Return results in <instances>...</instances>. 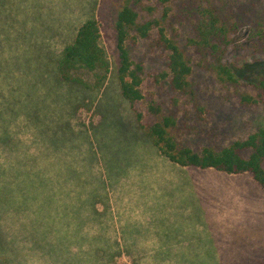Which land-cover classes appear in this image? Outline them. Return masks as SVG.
I'll use <instances>...</instances> for the list:
<instances>
[{
  "label": "rangeland",
  "instance_id": "obj_1",
  "mask_svg": "<svg viewBox=\"0 0 264 264\" xmlns=\"http://www.w3.org/2000/svg\"><path fill=\"white\" fill-rule=\"evenodd\" d=\"M127 2L0 0V264H264V192L253 177L182 168L141 129L158 120L150 108L162 107L177 114L184 145L226 147L264 127L263 108L242 102L256 92L221 82L186 46L193 18L184 0L166 26L192 60L196 99L172 91L155 31L127 43L143 68L144 100L130 105L116 79ZM140 11L146 21L163 15L156 0ZM91 18L111 62L101 89L91 75L88 89L58 73ZM224 62L251 80L264 67V40L242 30Z\"/></svg>",
  "mask_w": 264,
  "mask_h": 264
},
{
  "label": "trees",
  "instance_id": "obj_2",
  "mask_svg": "<svg viewBox=\"0 0 264 264\" xmlns=\"http://www.w3.org/2000/svg\"><path fill=\"white\" fill-rule=\"evenodd\" d=\"M163 9L161 18L146 21L140 6L143 0H128L118 15L117 46L119 59L116 63V79L123 99L130 105L144 100L142 85L143 68L132 61L127 43L133 39H151L156 31L155 44L167 53L168 73L172 91L184 97L196 99L195 85L191 82L192 60L176 37H170L166 21L174 6L184 0H156ZM193 2H197L194 5ZM184 12L188 13L192 36L187 47L203 54L210 71L223 83L230 86L244 84L256 95H243L242 102L249 106H259L264 112V65L262 70L250 80L247 72L241 75L238 69L225 64L224 59L232 36L249 29L252 37L264 40V0H188ZM151 15L156 13L146 8ZM102 31L96 18L87 20L78 29L75 39L63 52L58 62V73L64 83L73 87L88 88L83 75L95 79V87L101 89L111 72L109 56L102 46ZM202 60V61H203ZM150 111L158 120L149 126L141 125L144 137L171 163L182 168L202 171L214 170L228 175L249 174L264 192V127L246 140L236 141L229 146H205L193 149L179 141V119L171 112L164 114L162 107L152 106ZM142 121V116H138Z\"/></svg>",
  "mask_w": 264,
  "mask_h": 264
}]
</instances>
